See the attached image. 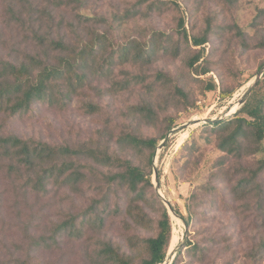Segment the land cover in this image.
Returning <instances> with one entry per match:
<instances>
[{
	"label": "rangeland",
	"instance_id": "obj_1",
	"mask_svg": "<svg viewBox=\"0 0 264 264\" xmlns=\"http://www.w3.org/2000/svg\"><path fill=\"white\" fill-rule=\"evenodd\" d=\"M50 1L26 0L13 9L8 1L0 0V61L27 62L29 56H42L33 38L40 28L51 37L65 36L72 43L105 32L110 41L117 44L131 38L143 39L155 30L177 36L178 24L185 19L189 35L192 28L201 33L209 25L214 31L206 44V56L209 55L212 71L198 77L185 68L181 58L157 62L151 73L164 70L178 77L181 75L187 84L189 98L186 101L179 96L155 97L157 117L152 122L125 116L129 108L142 98L141 87L109 96L100 93L109 87L108 82L94 80L64 109L37 104L29 115L22 118H7L0 114V132L57 146L100 145L128 156L130 153L125 151L129 148L118 141L122 135L136 133L160 139L172 129L195 121V125L173 135L165 148L158 152L156 160L163 195L185 218L188 217L187 202L193 216L186 229L180 219L169 215L172 231L168 254L177 246L183 245V250L184 242L191 238L203 248L204 257L201 260L199 256L185 253L181 264H264V257L258 256L256 260L250 257L264 237V228L254 211H245L241 216L234 210L225 185L214 183L212 166L223 153L217 149L213 135L203 132L204 125L198 126L205 119H219L226 116L225 111L229 108L239 107L248 85L264 66V0H232V3L223 0H167L175 2L178 7L171 5L147 19L138 17L116 22L118 14L140 0H57L54 6ZM46 7L51 10V17L44 12ZM236 26L244 37L237 34ZM116 73L122 74L120 69ZM208 77L216 80L217 91H205V84L199 82ZM263 80L264 77L259 84ZM220 87L233 93L220 99ZM90 103L99 107V112L89 109L87 104ZM171 118L175 120V126L167 131ZM261 159H264V151L246 157L244 166L255 167ZM137 161L143 162V159L137 158ZM151 182L152 192L166 208L153 184V158ZM95 184L85 185L79 193L67 191L37 197L23 189L24 182L20 181L18 172H11L7 164L0 163V264H101L93 252L104 243L119 246L130 254L129 236L149 238L156 234L155 227L137 228L124 213L116 215L113 210L104 213L99 209L106 219L102 227L88 226L79 238L68 234L55 235V228L69 215L80 216L89 212L93 202L102 198ZM118 202L124 208L125 200L117 196L110 200L112 208ZM146 211L153 220L160 218L155 209L149 207ZM52 236L56 238L53 243ZM175 237L177 241L173 248ZM40 239H47L50 246H45L50 248L44 247L43 243L38 246L36 242ZM144 250L141 244L140 252L143 254Z\"/></svg>",
	"mask_w": 264,
	"mask_h": 264
},
{
	"label": "trees",
	"instance_id": "obj_2",
	"mask_svg": "<svg viewBox=\"0 0 264 264\" xmlns=\"http://www.w3.org/2000/svg\"><path fill=\"white\" fill-rule=\"evenodd\" d=\"M6 1L15 9L26 0ZM56 1L49 3L54 6ZM223 1L232 3V0ZM171 5L178 7L175 2L167 0H140L132 8L118 14L115 22L138 17L147 19ZM44 12L51 17L49 7ZM230 29L233 31V26ZM236 30L240 37H244L237 26ZM176 33L177 36H174L155 30L143 39L131 38L124 43L114 44L104 32L94 33L89 39L79 38L72 43L65 36L51 37L40 28L33 38L42 56H29L27 62L0 61V114L7 118H22L29 115L37 104L64 109L94 80H104L109 87L100 93L109 96L141 87L142 98L129 108L125 116L152 122L157 117L155 97L179 96L186 101L189 98L187 84L181 75L178 77L164 70L151 73L157 62L181 58L185 68L198 77L212 71L209 55L206 56V44L214 33L210 25L201 33L192 28L189 35L186 20L181 19ZM117 69L122 74H117ZM199 82L205 84L204 89L208 92H215L219 88L213 77ZM220 90V99L233 93L223 87ZM87 107L99 112V107L92 103ZM174 126L175 120L171 118L167 131ZM202 130L213 135L217 149L223 153L212 166L214 183L225 185L234 210L241 216L245 211H254L264 228V159L258 160L255 167L244 166L246 157L260 155L264 151V80L234 118L215 125H204ZM164 138L165 134L160 139L146 138L136 133L124 134L118 141L127 145L129 149L125 152L130 154L122 156V153L111 152L108 147L100 145L57 146L0 132V163L7 164L11 172H18L20 181L24 182L23 189L37 197L67 191L79 193L85 185L97 183L95 186H98L102 198L93 202L89 212L80 216L69 215L55 228L54 234L79 238L88 226L104 225L106 219L98 212L99 209L104 213L113 210L116 215L124 213L137 228L155 227L156 234L149 238L129 236L130 254L119 246L104 243L94 249L93 256L101 264H163L170 247L172 228L167 209L152 192L151 175L154 152L158 142ZM137 158L143 159V162L137 161ZM113 196L125 200L124 208L119 202L112 208L110 200ZM172 204L175 206V203ZM149 207L159 213L157 221L146 211ZM185 208L188 217L182 218L190 226L193 216L187 202ZM50 240L55 242V236ZM47 242V239H40L36 244L50 246ZM141 244L145 249L143 254L140 252ZM185 253L199 256L201 260L204 257L203 248L190 238L173 264L184 263ZM258 256L264 257V237L250 255L255 260Z\"/></svg>",
	"mask_w": 264,
	"mask_h": 264
},
{
	"label": "water",
	"instance_id": "obj_3",
	"mask_svg": "<svg viewBox=\"0 0 264 264\" xmlns=\"http://www.w3.org/2000/svg\"><path fill=\"white\" fill-rule=\"evenodd\" d=\"M263 77H264V66L261 68V70L256 75V77L251 81V83L248 85L247 90L245 91V93L243 94V96L241 98L240 105H239L238 109L233 114L226 115V116L221 117L219 119H205L198 126L206 125V124L207 125H215V124H218L220 122L227 121V120L234 118L238 114V112L242 109V107L246 104V102H247L248 98L250 97L253 89L258 86L259 82L262 80ZM195 124H196L195 121H190V122H188L182 126H179L177 128L172 129L169 132V134L159 144L157 151L153 157V171H154V183L153 184L155 185L156 193L158 194L159 198L162 200V202L166 206L169 215L172 217L176 216L178 219H180L183 222L186 229L188 226L187 223L183 220L182 216L178 212H176L174 207H172L170 205L169 201L165 198V196L163 195V193L161 191V185H160V179H159V174H158V168L156 165V160H157L158 152L165 148L166 144L169 142L170 138L173 135H175L179 131L187 129V128L191 127L192 125H195ZM184 243L186 244V242H184ZM181 247L177 246L174 248V250L169 252V254L166 257V260L163 262V264H172L175 257L178 255L179 251L182 249Z\"/></svg>",
	"mask_w": 264,
	"mask_h": 264
},
{
	"label": "bare ground",
	"instance_id": "obj_4",
	"mask_svg": "<svg viewBox=\"0 0 264 264\" xmlns=\"http://www.w3.org/2000/svg\"><path fill=\"white\" fill-rule=\"evenodd\" d=\"M239 105H240V102H239ZM238 109V105H236L235 107H233L232 109H228L226 112H225V114L224 115H231V114H233L236 110ZM176 241H177V239H176V237L175 238H173V248H174V246H175V244H176ZM174 250V249H173Z\"/></svg>",
	"mask_w": 264,
	"mask_h": 264
}]
</instances>
